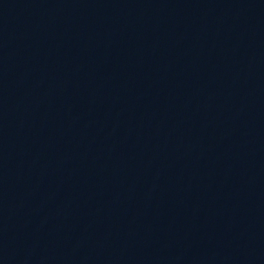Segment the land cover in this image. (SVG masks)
Segmentation results:
<instances>
[{"label": "water", "instance_id": "1", "mask_svg": "<svg viewBox=\"0 0 264 264\" xmlns=\"http://www.w3.org/2000/svg\"><path fill=\"white\" fill-rule=\"evenodd\" d=\"M0 264H264V0H0Z\"/></svg>", "mask_w": 264, "mask_h": 264}]
</instances>
